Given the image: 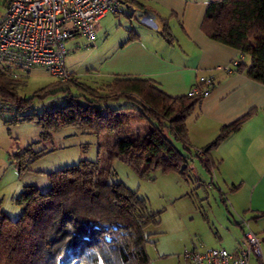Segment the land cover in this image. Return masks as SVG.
Masks as SVG:
<instances>
[{
	"label": "trees",
	"instance_id": "1",
	"mask_svg": "<svg viewBox=\"0 0 264 264\" xmlns=\"http://www.w3.org/2000/svg\"><path fill=\"white\" fill-rule=\"evenodd\" d=\"M201 27L211 39L248 56V65L238 61L235 70L264 84V0L211 1ZM161 32L169 34L165 26ZM24 81L0 72V99L18 116L15 121H35L43 137L70 125L96 135L118 132L106 146L107 159L122 160L142 177L156 169L179 170L181 164L180 173L190 171L194 153L205 171L211 172L209 150L252 114L223 125L214 140L194 148L186 121L202 100L200 95L173 96L152 78L123 75L93 87L71 72L67 81L55 79L21 97L18 89ZM58 93L61 101L27 113L35 98ZM120 98L128 104L109 105ZM144 121L148 123L144 131L131 129L133 123ZM173 141L181 142L188 153L177 150ZM41 151L26 148L29 160ZM113 175L96 160H80L50 172L51 186L46 191L24 186L16 197L21 207L18 217L0 212V264H148L146 245L155 240L150 241L146 226L158 222V212L150 211L137 191L112 180Z\"/></svg>",
	"mask_w": 264,
	"mask_h": 264
},
{
	"label": "rangeland",
	"instance_id": "2",
	"mask_svg": "<svg viewBox=\"0 0 264 264\" xmlns=\"http://www.w3.org/2000/svg\"><path fill=\"white\" fill-rule=\"evenodd\" d=\"M2 13L3 7L0 4V17ZM118 16L122 18L121 21H116L113 14H107L96 24L98 27L95 29L94 41L83 36L67 40L65 66L74 73L78 81L96 87L111 80V61L116 52L118 37L130 29L129 20L122 14ZM131 23L143 24L140 19L132 17ZM170 27L175 30L176 21L172 20ZM21 80L25 81L18 89V95L29 97L54 82L55 78L45 69L37 67ZM58 99H62L59 93L55 97L51 95L43 99L35 98L27 113L32 112V109L40 112L44 106H49L48 104L57 102ZM125 104L128 101L124 98L109 102L111 107ZM8 108L6 105L0 107V212L9 218L14 219L21 212L16 197L24 186L32 185L46 191L51 186L50 172L80 160H96L114 173L112 180L121 181L137 191L138 196L146 200L150 211L158 212V222L146 226L150 241L155 240L146 245L148 264H187L183 252L194 245L231 250L240 239L241 231L238 227L233 226L230 230V224L224 225L222 222L224 217H228L233 224L231 221L234 218L242 220L241 215L235 213L233 218L232 213H226L221 200L224 194H220L219 190H225L224 186L217 174H209L198 160V176L191 169L180 173L181 164L179 170L162 172L156 169L142 177L122 160L107 159L106 146L120 133L105 132L96 135L70 125L43 137L35 121H15L18 116L8 111ZM196 111L194 108L189 116L196 115ZM147 124L146 121L135 122L131 129L134 132L144 131ZM173 144L177 150L188 153L181 142L173 141ZM28 147L32 151L42 150V154L29 160L26 152ZM243 225L245 229H249L245 222Z\"/></svg>",
	"mask_w": 264,
	"mask_h": 264
},
{
	"label": "crops",
	"instance_id": "3",
	"mask_svg": "<svg viewBox=\"0 0 264 264\" xmlns=\"http://www.w3.org/2000/svg\"><path fill=\"white\" fill-rule=\"evenodd\" d=\"M211 1L122 0L119 13H107L116 21L122 20L118 16L122 14L130 22L128 32L118 37L111 79L115 75L152 78L167 94L177 96L187 94L201 78L213 75L214 86L196 107V115L187 118V135L194 148L211 142L223 125L252 111L237 131L209 150L213 167L208 173L217 174L225 188L219 190L224 194L221 200L226 213L242 217L238 221L234 218L233 224L224 217L222 223H229L230 230L238 227L242 235L245 222L259 239L261 251L249 264H264V84L232 66L234 60L248 65V56L211 39L202 29ZM131 17L143 24H132ZM172 20L176 21L175 30L170 27ZM163 26L168 28L167 36L162 35ZM194 155L189 169L198 176L199 159ZM237 242L229 251L235 250Z\"/></svg>",
	"mask_w": 264,
	"mask_h": 264
},
{
	"label": "built area",
	"instance_id": "4",
	"mask_svg": "<svg viewBox=\"0 0 264 264\" xmlns=\"http://www.w3.org/2000/svg\"><path fill=\"white\" fill-rule=\"evenodd\" d=\"M0 4V72L21 80L41 67L55 79L67 81L71 77L65 66L67 40L83 36L94 41L98 20L119 13L122 0H2ZM237 63L234 60L232 66ZM214 82L213 75L203 77L187 94L205 97ZM5 105L1 100L0 107ZM260 255L259 239L250 229H244L234 251L194 245L183 252L187 264H249L252 256Z\"/></svg>",
	"mask_w": 264,
	"mask_h": 264
}]
</instances>
